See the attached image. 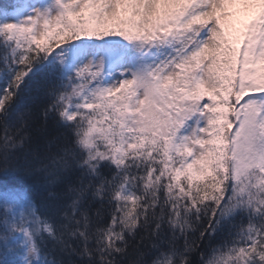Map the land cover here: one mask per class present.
Masks as SVG:
<instances>
[{
  "label": "snow or ice",
  "instance_id": "1",
  "mask_svg": "<svg viewBox=\"0 0 264 264\" xmlns=\"http://www.w3.org/2000/svg\"><path fill=\"white\" fill-rule=\"evenodd\" d=\"M0 126V264H264V0H10Z\"/></svg>",
  "mask_w": 264,
  "mask_h": 264
},
{
  "label": "trees",
  "instance_id": "2",
  "mask_svg": "<svg viewBox=\"0 0 264 264\" xmlns=\"http://www.w3.org/2000/svg\"><path fill=\"white\" fill-rule=\"evenodd\" d=\"M10 3V0H0V5H6ZM45 102L43 100L33 101L27 111L31 112V115L27 118L28 127L25 128V131L28 133L32 140L28 141L25 144V151L35 147V140L37 137V133L42 125L47 128L48 135H55L56 129L51 121L45 124L44 116H43V108ZM16 127H20L24 121L17 120L15 117L12 121ZM0 135H3V128L0 126ZM46 144V138L41 136L40 138V146L43 147ZM46 196V192L43 190L42 184L34 185V197L38 204H41L44 197Z\"/></svg>",
  "mask_w": 264,
  "mask_h": 264
}]
</instances>
